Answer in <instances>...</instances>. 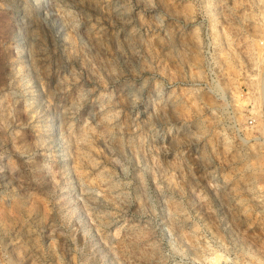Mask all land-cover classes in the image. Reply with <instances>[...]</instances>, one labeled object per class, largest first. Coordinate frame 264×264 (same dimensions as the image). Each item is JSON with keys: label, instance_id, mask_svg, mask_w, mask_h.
Segmentation results:
<instances>
[{"label": "rangeland", "instance_id": "rangeland-1", "mask_svg": "<svg viewBox=\"0 0 264 264\" xmlns=\"http://www.w3.org/2000/svg\"><path fill=\"white\" fill-rule=\"evenodd\" d=\"M261 2L0 0V264H264Z\"/></svg>", "mask_w": 264, "mask_h": 264}, {"label": "clouds", "instance_id": "clouds-1", "mask_svg": "<svg viewBox=\"0 0 264 264\" xmlns=\"http://www.w3.org/2000/svg\"><path fill=\"white\" fill-rule=\"evenodd\" d=\"M253 7L262 9L264 11V0L258 5H253ZM203 244V241H201ZM218 251L220 255V259L217 260L214 258V255H208V258L200 256V250L198 248H193L191 252L186 250L184 247H180L176 245L174 247L175 253L180 257V260L177 264H235L232 252L230 250V246L222 239H218L217 242Z\"/></svg>", "mask_w": 264, "mask_h": 264}, {"label": "bare ground", "instance_id": "bare-ground-1", "mask_svg": "<svg viewBox=\"0 0 264 264\" xmlns=\"http://www.w3.org/2000/svg\"><path fill=\"white\" fill-rule=\"evenodd\" d=\"M262 39V38H261ZM259 42V41H258ZM261 43V45H263L262 46V52H261V55H259L260 57H259V59H256V61L254 62V64L256 63V69H258L257 68V65H261V63L263 62V60H264V42L262 41V42H260ZM259 44V43H258ZM260 47V46H259ZM261 48V47H260ZM260 54V53H259ZM252 60V59H251ZM264 63V62H263ZM254 67V66H253ZM256 69H254V70H256ZM262 69V68H261ZM258 73V71L256 72V74ZM25 231V230H24ZM28 232V231H27Z\"/></svg>", "mask_w": 264, "mask_h": 264}]
</instances>
